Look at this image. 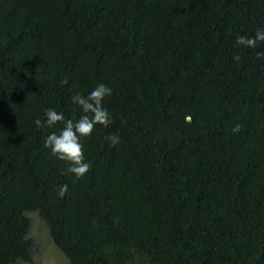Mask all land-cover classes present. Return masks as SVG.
Here are the masks:
<instances>
[{
	"label": "trees",
	"instance_id": "16d2710c",
	"mask_svg": "<svg viewBox=\"0 0 264 264\" xmlns=\"http://www.w3.org/2000/svg\"><path fill=\"white\" fill-rule=\"evenodd\" d=\"M257 27L264 0H0V264L32 261L26 212L67 264H264V43H235ZM98 83L76 179L34 121Z\"/></svg>",
	"mask_w": 264,
	"mask_h": 264
},
{
	"label": "clouds",
	"instance_id": "9594fccd",
	"mask_svg": "<svg viewBox=\"0 0 264 264\" xmlns=\"http://www.w3.org/2000/svg\"><path fill=\"white\" fill-rule=\"evenodd\" d=\"M235 43L237 46L257 48L260 43H264V27H257L252 36H237ZM256 57L264 58V51H257ZM233 60L240 61V55L238 53L234 54ZM112 91L111 87L98 83L87 95H83L80 92L73 94L71 102L78 105L82 112L78 119L75 117L65 119L62 112L58 113L55 109L49 108L45 110V120L42 121L37 118L34 121L38 128L44 126L51 128L58 122L63 123L62 129L58 133L52 132L46 137L44 147L50 149L51 155L57 159L67 161L69 163L67 172L71 173L76 179L84 177L91 168L90 162L85 159L80 138L91 136L96 125L99 124L107 128L112 122L111 115L103 103L105 97L112 95ZM239 130V125L233 128V131ZM105 139L110 146H115L119 143V136L116 133L108 134ZM67 191V184L60 185L57 195L63 197Z\"/></svg>",
	"mask_w": 264,
	"mask_h": 264
},
{
	"label": "rangeland",
	"instance_id": "374dc122",
	"mask_svg": "<svg viewBox=\"0 0 264 264\" xmlns=\"http://www.w3.org/2000/svg\"><path fill=\"white\" fill-rule=\"evenodd\" d=\"M31 219L29 234L35 241V250L31 262L21 264H67L61 252L47 236L46 229L36 214L26 212Z\"/></svg>",
	"mask_w": 264,
	"mask_h": 264
}]
</instances>
